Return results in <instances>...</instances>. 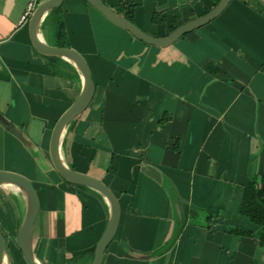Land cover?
Wrapping results in <instances>:
<instances>
[{"label": "crops", "instance_id": "0c3cea01", "mask_svg": "<svg viewBox=\"0 0 264 264\" xmlns=\"http://www.w3.org/2000/svg\"><path fill=\"white\" fill-rule=\"evenodd\" d=\"M33 1L45 0H0V170L36 188L33 252L40 264H74L78 246L67 241L89 229L85 244L95 246L109 207L97 191L65 183L50 163V132L82 79L70 61L33 47L29 20L19 24ZM102 1L125 18V0ZM128 1L133 23L156 38L216 6ZM59 6L38 33L81 54L96 86L88 109L68 125L61 153L69 167L103 181L121 207L103 264H264V246L228 233L257 230L239 207L251 177H264V0H231L166 48L136 39L86 0ZM11 188L0 186L8 249L18 248L26 213L22 194ZM84 258L91 264L90 252Z\"/></svg>", "mask_w": 264, "mask_h": 264}, {"label": "water", "instance_id": "95a60500", "mask_svg": "<svg viewBox=\"0 0 264 264\" xmlns=\"http://www.w3.org/2000/svg\"><path fill=\"white\" fill-rule=\"evenodd\" d=\"M64 0H45L32 13L28 22L30 41L35 50L49 57H61L70 61L80 73L82 89L75 101L58 118L50 132L48 141L49 160L53 169L65 181L91 188L100 193L109 207V220L106 229L94 248L91 264H103L105 253L118 231L121 207L111 189L101 180L71 169L61 153L62 139L68 125L82 115L90 106L96 92V86L86 60L72 48L52 46L47 44L38 33V26L44 16L61 5ZM93 8L101 13L108 21L126 30L136 39L159 48H166L187 33L194 31L217 18L229 5L231 0H221L208 13L191 20L173 30L165 38H156L139 29L133 22L120 16L109 8L102 0H86ZM0 186L16 187L26 203L25 217L18 229L17 246L26 264H39L33 252V228L40 212V200L33 183L25 176L0 170ZM5 259L11 264V254L4 237L0 234V264Z\"/></svg>", "mask_w": 264, "mask_h": 264}, {"label": "trees", "instance_id": "16d2710c", "mask_svg": "<svg viewBox=\"0 0 264 264\" xmlns=\"http://www.w3.org/2000/svg\"><path fill=\"white\" fill-rule=\"evenodd\" d=\"M213 1L214 5H217L220 2V0ZM123 5L126 7L125 18L133 22L135 6L131 5L128 0L123 1ZM59 7L54 10H57ZM153 21L155 23L157 22L156 17L153 18ZM63 29V23L59 21L57 23L56 30L58 33H61ZM174 29H176V27L172 28V30ZM70 168L73 169L72 167ZM64 182L70 185L85 188V186L73 184L65 180ZM239 213L251 224L255 225L257 230L253 232L244 228H231L228 233L237 237L253 238L256 240L257 245L262 248L264 246V177H251V181L243 188ZM94 248L95 246H92V248L88 249V251L75 253L72 256V259L75 262L78 258L82 257L81 255L85 256L88 252H90L93 257Z\"/></svg>", "mask_w": 264, "mask_h": 264}, {"label": "rangeland", "instance_id": "374dc122", "mask_svg": "<svg viewBox=\"0 0 264 264\" xmlns=\"http://www.w3.org/2000/svg\"><path fill=\"white\" fill-rule=\"evenodd\" d=\"M11 190H15V191L17 190L19 192V190L16 187L11 188ZM6 194H7V197H9V195L10 196L12 195L11 191L6 192ZM17 207H18V205H17ZM17 210H18V212H20L19 207ZM88 239H91L90 238V231H89V229H86V230L82 231V233L78 234L76 237L69 239L67 242H69L71 246H78L76 253H79V252H83V251H88V249L90 247H92L91 244H89V245L85 244V243H91V242L87 241ZM9 252L11 254V264H24V260L21 257L20 251L16 246L14 248L12 246L11 247L9 246ZM81 256L82 257L78 258L74 264H81V263L83 264L84 263L85 260L83 261V259H85V258H83V257H85V256L84 255H81Z\"/></svg>", "mask_w": 264, "mask_h": 264}, {"label": "built area", "instance_id": "2783aa9c", "mask_svg": "<svg viewBox=\"0 0 264 264\" xmlns=\"http://www.w3.org/2000/svg\"><path fill=\"white\" fill-rule=\"evenodd\" d=\"M35 9L36 1H33L28 5L26 12L20 18L19 24L22 25L24 23H27Z\"/></svg>", "mask_w": 264, "mask_h": 264}, {"label": "bare ground", "instance_id": "6f19581e", "mask_svg": "<svg viewBox=\"0 0 264 264\" xmlns=\"http://www.w3.org/2000/svg\"><path fill=\"white\" fill-rule=\"evenodd\" d=\"M12 187V186H11ZM4 264H9L7 259H5ZM40 264V263H39Z\"/></svg>", "mask_w": 264, "mask_h": 264}]
</instances>
